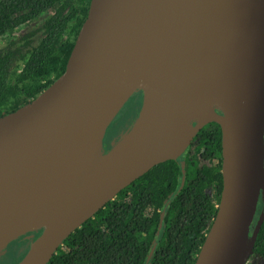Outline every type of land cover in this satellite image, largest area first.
<instances>
[{
    "label": "water",
    "instance_id": "obj_1",
    "mask_svg": "<svg viewBox=\"0 0 264 264\" xmlns=\"http://www.w3.org/2000/svg\"><path fill=\"white\" fill-rule=\"evenodd\" d=\"M221 3L92 0L65 73L32 102L0 118V258L15 241L42 231L19 264L42 258L47 264L123 191L154 167L179 160L201 130L217 123L223 132V190L195 264H248L264 224L263 213L252 233L264 170V53L248 103L216 91L167 88L126 67L144 63L148 50ZM229 6L264 32V0H231ZM139 91V119L112 151H105L109 129ZM138 127L142 136L127 165L92 183L39 196L9 189L23 166L50 159L55 163L47 173L62 174L78 160L113 154Z\"/></svg>",
    "mask_w": 264,
    "mask_h": 264
},
{
    "label": "trees",
    "instance_id": "obj_2",
    "mask_svg": "<svg viewBox=\"0 0 264 264\" xmlns=\"http://www.w3.org/2000/svg\"><path fill=\"white\" fill-rule=\"evenodd\" d=\"M91 2L0 0V40L49 16L0 51V118L32 102L65 73ZM195 142L214 167H200L189 154L154 167L72 234L47 264H195L223 190L222 128H205ZM21 256L16 253L14 264ZM254 256L264 260V225Z\"/></svg>",
    "mask_w": 264,
    "mask_h": 264
},
{
    "label": "bare ground",
    "instance_id": "obj_3",
    "mask_svg": "<svg viewBox=\"0 0 264 264\" xmlns=\"http://www.w3.org/2000/svg\"><path fill=\"white\" fill-rule=\"evenodd\" d=\"M222 1L210 15L199 14L186 31L148 50L144 63L132 61L127 69L167 88L216 91L248 103L264 53V32L249 24L244 12L233 13L231 0ZM141 130L138 127L125 146L113 154L102 152L92 161L78 160L72 169L59 175L47 173L55 163L50 159L23 166L10 180L9 189L39 196L92 183L127 165ZM43 262L44 258L34 264Z\"/></svg>",
    "mask_w": 264,
    "mask_h": 264
},
{
    "label": "rangeland",
    "instance_id": "obj_4",
    "mask_svg": "<svg viewBox=\"0 0 264 264\" xmlns=\"http://www.w3.org/2000/svg\"><path fill=\"white\" fill-rule=\"evenodd\" d=\"M48 18H49V16H44L39 21L34 22L33 24H31L29 26H24V27L20 28L18 31H16L15 33L1 39L0 40V51L3 48H6L7 46H9L13 42L21 41V38L30 34L31 31H34V30L42 27L44 22ZM133 97L134 96H132L130 98V100L128 101V103L124 106L120 116L117 118V120L114 122V124L111 126V128L108 131L109 135L107 134V137H106L107 140H106V144H105V151L108 150L107 152L112 151L113 148L118 143H120L122 141L124 136L129 131L132 130V128L134 127L135 123L137 122V120L139 119V117L142 113V109H143L142 104L141 103L135 104V103L131 102L133 100ZM194 152H195V157H197V160H199L198 163L200 164V166L212 164V163H206L205 161L201 160V158H199L200 154L202 153V151L200 149H196ZM260 184L261 185H259V188L261 190L259 192V198L262 197L263 202H264V170H263V184L262 183H260ZM208 192L214 198L217 197V193H216L215 188H211ZM259 203H260V200H258V206H259ZM258 206H257V208H258ZM255 222H256V216L254 218V222L252 225V233H253V229L255 227ZM23 238L15 241L13 244L8 246L5 254L0 258V264H14L17 252L19 254L18 259L22 257L21 255H24V254H25V256L27 255V253L31 249L32 245L36 241V235H35V238H32L31 235H29L26 238V240L22 241ZM27 240L30 243L27 242ZM251 261L256 262L254 257L251 258ZM261 263L262 262L259 261V264H261Z\"/></svg>",
    "mask_w": 264,
    "mask_h": 264
},
{
    "label": "flooded vegetation",
    "instance_id": "obj_5",
    "mask_svg": "<svg viewBox=\"0 0 264 264\" xmlns=\"http://www.w3.org/2000/svg\"><path fill=\"white\" fill-rule=\"evenodd\" d=\"M142 101H143V93H142V91H139V92H137L135 95H134V97H133V100L131 101V102H133V103H135V104H139V103H141L142 104ZM220 114H222V112H221V110H217ZM218 125L217 123H211V124H208L205 128H207V127H210V126H212V125ZM204 128V129H205ZM203 129V130H204ZM203 130H201V132L203 131ZM200 132V133H201ZM199 133V134H200ZM199 134H198V136H199ZM109 135V134H108ZM198 136L194 139V141H193V143L191 144V146L187 149V151L184 153V155L181 157V158H179V160H182L183 159V157L184 156H186L187 154H189V157H190V159H192V158H194L195 159V161L198 163V161L199 160H197V157H195V150L197 149L196 148V140H197V138H198ZM106 140H107V138H106ZM106 140H105V144H106ZM199 149V148H198ZM108 151V150H107ZM202 151V150H201ZM203 152V151H202ZM201 155H202V153L200 154V156H199V158H201ZM201 160H203L202 158H201ZM178 161V160H177ZM203 161H205V160H203ZM206 163H212L211 165H204V166H209L210 168H212V167H214V160L213 159H211V160H209V161H205ZM182 163V168L184 167V162L182 161L181 162ZM199 164V163H198ZM199 166H200V164H199ZM200 167H203V166H200ZM183 173V172H182ZM263 206L264 207V202H263V199L260 201V203H259V208H260V206ZM263 213H264V211H261V212H259V211H257V214H256V222H255V227H254V229H253V232H254V230H255V228H256V226H257V222H258V220H259V218L263 215ZM264 225V224H263ZM260 235V234H259ZM28 236H26V237H24L23 239H22V241L23 240H26V238H27ZM27 242H29L28 240H27ZM30 243V242H29ZM28 243V244H29ZM252 257H254L255 258V260H256V262H252L251 261V258ZM252 257L250 258V260H249V262H248V264H259V261H261L262 263L261 264H264V260H262V259H259L258 257H256V256H254V254L252 255Z\"/></svg>",
    "mask_w": 264,
    "mask_h": 264
}]
</instances>
